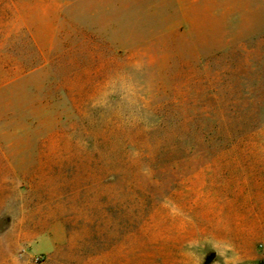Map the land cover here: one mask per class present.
Masks as SVG:
<instances>
[{"label": "rangeland", "instance_id": "rangeland-1", "mask_svg": "<svg viewBox=\"0 0 264 264\" xmlns=\"http://www.w3.org/2000/svg\"><path fill=\"white\" fill-rule=\"evenodd\" d=\"M263 31L264 0H0V264H264V110L180 126Z\"/></svg>", "mask_w": 264, "mask_h": 264}, {"label": "trees", "instance_id": "trees-1", "mask_svg": "<svg viewBox=\"0 0 264 264\" xmlns=\"http://www.w3.org/2000/svg\"><path fill=\"white\" fill-rule=\"evenodd\" d=\"M257 58L233 59L226 63L227 71L217 76L200 77L207 85V100L214 104L204 109L207 118L214 121H180L183 131H192L203 139H234L257 128L260 111L264 110V31ZM23 44L30 65L23 73L41 66L40 50L28 32L23 33Z\"/></svg>", "mask_w": 264, "mask_h": 264}, {"label": "crops", "instance_id": "crops-1", "mask_svg": "<svg viewBox=\"0 0 264 264\" xmlns=\"http://www.w3.org/2000/svg\"><path fill=\"white\" fill-rule=\"evenodd\" d=\"M51 264H61V263H51ZM64 264H68V263H64ZM85 264H89V263H85Z\"/></svg>", "mask_w": 264, "mask_h": 264}]
</instances>
